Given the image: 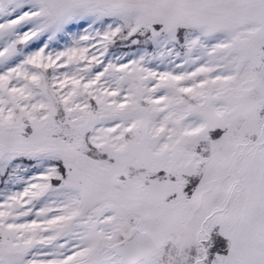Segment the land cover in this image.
Instances as JSON below:
<instances>
[{
	"label": "snow or ice",
	"instance_id": "6c2138e0",
	"mask_svg": "<svg viewBox=\"0 0 264 264\" xmlns=\"http://www.w3.org/2000/svg\"><path fill=\"white\" fill-rule=\"evenodd\" d=\"M0 264H264V0H0Z\"/></svg>",
	"mask_w": 264,
	"mask_h": 264
}]
</instances>
